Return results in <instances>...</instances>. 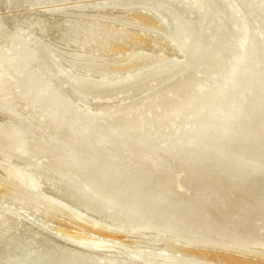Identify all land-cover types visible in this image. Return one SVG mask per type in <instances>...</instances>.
I'll return each mask as SVG.
<instances>
[{"label": "bare ground", "instance_id": "bare-ground-1", "mask_svg": "<svg viewBox=\"0 0 264 264\" xmlns=\"http://www.w3.org/2000/svg\"><path fill=\"white\" fill-rule=\"evenodd\" d=\"M190 1L202 27L214 28L208 42L186 37L185 62L188 69L198 65L197 73L144 98L133 109L138 115L134 122H103L97 131L99 118L77 111L56 89L43 99V90L50 87L31 66L39 63L40 75H46V62L52 60L49 47L34 48L18 39V32L12 35L5 56H0V108L21 122L0 131V264H264V237L257 236L264 223L255 232L244 231L251 219L246 211L264 203V181L250 184L245 194L258 198L238 203L246 218L240 216L231 227L225 223L231 211L221 212L220 222L211 214V207L217 209L226 198L213 197L214 187L207 181H193L197 189L206 186L194 194L199 202L195 206L168 185L146 187L139 181L142 155H159L151 159V169L160 171L174 166L165 159L189 154L192 175L210 170L215 179L217 170L230 163L242 168L248 152L264 148V8L255 10L259 32L254 33L247 23L253 0H229L224 11L219 9L223 0ZM243 8L248 16L240 12ZM230 25L236 28L230 31ZM192 28L180 23L177 31ZM229 32L237 35L225 44ZM207 77L211 87L199 86ZM103 85L74 79L72 93L82 97L88 87ZM22 99L33 106L43 103L47 110L52 106L55 124L62 121L61 106H67L63 114L72 119L70 139L61 142L57 133L26 125L29 116L16 109ZM182 116L187 117L184 134L175 136L170 127ZM207 152L214 154L205 160ZM121 153H128L126 159ZM117 157L121 166L94 169ZM130 159L136 169L126 166Z\"/></svg>", "mask_w": 264, "mask_h": 264}, {"label": "rangeland", "instance_id": "rangeland-1", "mask_svg": "<svg viewBox=\"0 0 264 264\" xmlns=\"http://www.w3.org/2000/svg\"><path fill=\"white\" fill-rule=\"evenodd\" d=\"M253 2L254 8L250 9L253 17L247 23L249 30L257 33L259 27L254 13L258 8H264V0ZM227 3L229 4V0H223L219 9L224 11ZM236 3L234 1V4ZM192 8L194 7L190 0H0V56H5V46L17 32L18 39L28 40L34 48L46 44L52 55V60L46 62V75H40L39 63L31 66L39 75L40 82L48 83L50 87L43 90V99L51 96L50 89H56L59 97L73 103L77 111L85 110L99 118L95 131L99 130L100 125H105L104 123L134 122L138 115H134L133 109L144 98L152 97L158 89L170 86L174 80L197 73L198 65L188 69L185 62L188 60L186 44L189 42L186 37L191 35V38L208 42L214 35V28H203L198 12ZM245 10L243 8L240 12L248 16L249 12ZM180 23H190L193 28L188 32L181 30L178 33L177 26ZM232 28H236L235 25L229 26L230 31ZM229 33L230 35L223 39L225 44L237 35ZM171 37H175V41ZM41 57L45 58V55ZM159 69L163 72L157 73ZM74 79L101 81L104 87H88L82 97L74 96ZM212 83V79L207 77L199 82V86L211 87ZM187 97L185 92L183 98ZM51 107L47 110L43 103L33 106L22 99L17 103L16 109L21 115L29 116V121H24L26 125L30 123L38 130L57 133L61 142L69 140L71 118L63 114L67 106H61L62 121L56 124L49 114ZM18 122H21L19 116L0 108V131H6ZM185 125L187 117L182 116L170 127L171 134L177 136L176 133L183 131ZM185 140L177 139L175 142L186 145ZM87 152L88 149L85 150L84 157L89 155ZM105 154L111 157L113 153L106 150ZM127 154L121 153V158L126 159ZM205 154L204 158L208 160L214 153ZM187 155L189 154H181L173 161L165 159L166 163L174 166L171 170L160 171L151 169V159L159 155L152 153L149 154L150 157L140 156L138 161L140 160L141 168L136 170L141 172L139 181L146 187L168 185L178 195L184 193L187 201L191 203L190 206H195L199 205V202L194 201V194L200 193L206 186L197 189L193 181L202 179L214 187L213 197L226 198L224 204L217 209L211 207V214L220 222L224 219L220 217V213L231 211V216L225 219V223L230 227L235 219L240 221L242 208L238 203L256 200L258 197L245 192L252 188V182L264 181V148L260 153L255 148L248 152L245 156L247 161L242 162V168L230 163L228 167L217 170L215 179H212L210 170L200 172V175H192L190 166L194 162L187 161ZM258 156L260 161H253ZM121 158L117 157L107 165H95L94 169L119 167ZM133 161L130 159L129 164H126L132 167V170L136 169V163ZM145 175L148 176L146 181L143 179ZM180 185L183 187L181 191L178 188ZM259 204L244 214L246 217L251 216L244 231L255 232L262 222L264 223V203L259 201ZM245 216H241L242 219L246 218ZM39 219L47 222L46 219ZM56 224L58 226V223ZM257 236L264 237V229ZM203 259L208 262L209 258ZM201 261L203 260L199 259L200 263Z\"/></svg>", "mask_w": 264, "mask_h": 264}]
</instances>
